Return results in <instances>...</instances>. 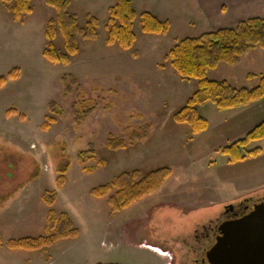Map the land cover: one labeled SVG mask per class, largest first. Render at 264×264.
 Masks as SVG:
<instances>
[{"label": "rangeland", "instance_id": "rangeland-1", "mask_svg": "<svg viewBox=\"0 0 264 264\" xmlns=\"http://www.w3.org/2000/svg\"><path fill=\"white\" fill-rule=\"evenodd\" d=\"M117 0H71L68 11L79 26L89 16L97 18V38L79 40V51L67 65L43 56L45 25L54 10L44 0H32V13L15 21L8 5L0 8V76H14L0 84V264H119L128 260L129 242L142 239L167 245V264H196L194 230L220 216L227 205L264 200V189L243 198L236 183H216V170L227 156L211 150L191 158L187 124L173 114L197 87V79H182L164 59L176 41L209 31L195 24L193 0H131L136 11L131 50L106 44L108 9ZM170 22L166 34H147L140 29L141 12ZM62 50L60 35L54 41ZM251 73L254 77H247ZM63 75H72L76 86L64 95ZM264 75V49L255 47L238 64L220 62L207 72L210 80H226L234 87H254ZM87 101L96 106L80 125L72 121V104ZM56 103L60 114L49 110ZM209 128L217 126L224 110L208 102L198 108ZM224 116V115H223ZM54 118V122H48ZM148 126L147 137L111 151L109 135L129 138L133 130ZM47 128H45V126ZM208 127V126H207ZM264 140L250 143L251 149ZM257 144V145H256ZM92 145L94 157L79 163L76 155ZM69 160L66 181L56 185L59 166ZM228 164V163H227ZM167 166L172 174L157 191L129 208L113 212L108 196L93 197L90 190L124 171ZM216 169V170H215ZM57 198L48 206L44 191ZM240 199V200H239ZM224 201H227L226 203ZM50 209L66 213L78 229L74 238L38 250L10 249L9 240L45 235ZM197 256V257H196ZM150 264H158L154 262Z\"/></svg>", "mask_w": 264, "mask_h": 264}, {"label": "trees", "instance_id": "trees-1", "mask_svg": "<svg viewBox=\"0 0 264 264\" xmlns=\"http://www.w3.org/2000/svg\"><path fill=\"white\" fill-rule=\"evenodd\" d=\"M32 0H0V8L8 5L15 21L32 13ZM71 0H44V3L54 10V16L49 18L45 25L44 35L46 43L43 48V56L52 63L67 65L79 51V40H95L99 22L97 18L89 16L84 26H79L77 16L68 11ZM140 29L147 34H166L170 23L168 20H160L150 12H141ZM136 11L131 0H117L109 7L106 23L108 46L116 45L124 50H131L133 58L138 57V51L133 49L136 35L133 31ZM62 38V50H59L54 41ZM259 47L264 49V16H254L238 21L234 26L219 28L201 33L198 36L184 37L172 45L164 59L182 79H197V87L187 98L185 103L173 114V120L179 124H187L191 130V136L197 135L208 126V121L199 113L198 108L208 102L215 104L219 110L242 108L252 105L264 99V75H261L254 87H234L226 80H210L207 72L215 69L220 62L234 65L243 55L251 49ZM10 71L7 75L0 76V84L12 78ZM249 73L247 77H254ZM64 83V95L70 93V87L77 85V80L72 75L61 77ZM77 89V86H76ZM88 101V100H87ZM87 101L72 104V121L80 125L89 117L96 106H88ZM49 110L60 114L56 110V103L50 101ZM54 118H48V122H54ZM48 125L45 126L47 128ZM148 126L142 125L138 130H133L128 139L109 135L105 146L111 151L125 149L128 144L140 141L147 137ZM264 139V120L249 130L237 140L220 148V152L227 156L228 163L241 161L247 157L257 156L260 147L247 146L255 141ZM95 155L92 145L87 150L79 151L76 159L79 163L91 160ZM69 169V160H66L58 169L56 185L62 187L66 181V173ZM172 174L167 166H158L147 171L133 169L116 175L111 181L99 184L90 190V194L96 198L108 196V204L113 212L129 208L143 197L157 192ZM57 198L55 191L46 190L42 199L51 206ZM45 235L26 236L11 239L7 246L10 249L38 250L49 247L57 241L76 237V229L66 213L57 214L50 209L44 226Z\"/></svg>", "mask_w": 264, "mask_h": 264}, {"label": "crops", "instance_id": "crops-1", "mask_svg": "<svg viewBox=\"0 0 264 264\" xmlns=\"http://www.w3.org/2000/svg\"><path fill=\"white\" fill-rule=\"evenodd\" d=\"M193 1L197 6L195 24H206L208 26L206 29L209 31L234 26L238 21L249 17L264 16V0ZM222 113L224 114L220 116L222 119L217 126L210 129L208 125L203 132L189 137L187 147H189L191 158H198L208 151L217 150L237 140L263 121L264 99L246 107L224 110ZM262 140L264 139L258 141ZM254 147L261 149L257 156L247 157L234 163L225 162L223 167L215 169L216 183L230 184L233 182L239 186L241 193L237 198H243L253 191L264 189V145L260 143ZM154 247L171 253L167 245L142 239L139 242L127 244L125 254L128 260L119 264H150V262L167 264L169 262L167 255L155 253Z\"/></svg>", "mask_w": 264, "mask_h": 264}, {"label": "water", "instance_id": "water-1", "mask_svg": "<svg viewBox=\"0 0 264 264\" xmlns=\"http://www.w3.org/2000/svg\"><path fill=\"white\" fill-rule=\"evenodd\" d=\"M204 259L207 264H264V200L253 202L241 217L221 222Z\"/></svg>", "mask_w": 264, "mask_h": 264}, {"label": "flooded vegetation", "instance_id": "flooded-vegetation-1", "mask_svg": "<svg viewBox=\"0 0 264 264\" xmlns=\"http://www.w3.org/2000/svg\"><path fill=\"white\" fill-rule=\"evenodd\" d=\"M252 204L253 202L251 205ZM251 205L250 203H239L236 206L227 207L220 216H217L214 219L211 218L210 221L206 224H203L201 228L194 230L193 242H191L193 246L188 244L186 249H193L196 254L200 253V257L196 256L197 258H194V262L196 264H207L204 259V253L214 244L218 233L219 224L227 219L241 217L248 211V208Z\"/></svg>", "mask_w": 264, "mask_h": 264}]
</instances>
